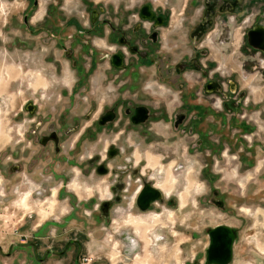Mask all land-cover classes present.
Masks as SVG:
<instances>
[{
  "label": "rangeland",
  "instance_id": "rangeland-1",
  "mask_svg": "<svg viewBox=\"0 0 264 264\" xmlns=\"http://www.w3.org/2000/svg\"><path fill=\"white\" fill-rule=\"evenodd\" d=\"M68 1L78 15L80 1L86 9L107 7L120 14V9L151 3L156 9L174 10V25H180L188 3ZM28 2L0 0V264H38L48 247L52 255L43 264H73L74 247L75 264H206L208 232L223 224L229 225L236 240L229 264H264V69L260 68L264 59L254 56L245 41L248 14H253L251 25L264 23L260 15L254 22L256 10H264V0H253L252 10L247 4L241 6L248 12L235 14L236 23L228 28L229 44L207 48L208 59L220 67L219 75H233L236 91L232 101L224 102L218 96L214 108L208 102L204 108H187L190 124L198 127L186 134L181 128L175 131L165 116L183 107H178L176 97L168 96L163 84L151 90L137 86L132 93L139 92L137 101L146 107L147 115L136 126H142L147 135L138 138L136 133L129 134L131 128L120 134L125 123L114 126L130 119L128 107H116L118 88L128 80L116 79L117 71L109 68L101 53L91 58L92 71L85 72L90 57L83 48L79 60L82 41L75 46L74 62L61 49L51 47L52 39L46 33H28L21 25ZM51 2L39 0L33 28L41 23ZM94 41L102 46L101 41ZM252 59L255 64L250 63ZM81 63L85 70L78 72ZM149 76L145 83L154 84L156 77ZM130 82L134 89L135 81ZM192 87L194 81L188 84L189 90ZM123 99L124 104L135 103L132 94H123ZM28 105L36 108V115L26 112ZM36 119L43 121L46 131L57 122L63 131L75 126L61 142L59 160L54 161L50 151V155H39L40 135L31 133ZM102 120L109 123L101 125ZM126 138L134 144L130 153L107 158L102 162L107 173L98 174L96 164L111 143L121 146ZM80 140L82 150H77L76 163L64 164L65 152ZM125 157H130V163ZM17 159L25 167L10 175L9 164ZM127 163L133 168L138 164L146 180L150 178L149 183L157 184L159 190L163 186L166 192L160 191L161 200H155L149 210L134 206L137 186L131 185L127 192L112 188L118 168ZM53 173L59 174L58 180H52ZM127 181L126 176L125 187ZM103 202L110 204L106 212L101 208ZM126 233L134 234L138 248L126 249L121 240ZM75 237L81 242L79 248L64 246ZM61 249L69 250L57 256Z\"/></svg>",
  "mask_w": 264,
  "mask_h": 264
},
{
  "label": "flooded vegetation",
  "instance_id": "flooded-vegetation-1",
  "mask_svg": "<svg viewBox=\"0 0 264 264\" xmlns=\"http://www.w3.org/2000/svg\"><path fill=\"white\" fill-rule=\"evenodd\" d=\"M201 1L202 4H200ZM252 1L253 0H188L184 8L185 17L181 20V23H179L180 25H174V23L171 24L174 10L167 11V9L163 8L156 9L151 3L143 4L142 6L133 8V10L120 9V14L118 11H114L113 8L107 7H92L86 9L80 1L78 8L80 7L83 12L81 10V13L78 15L79 12H77L75 8H69L71 5L70 1L52 0L47 11L40 18L42 20L41 23H39L36 28H33L32 21L38 12L39 0H29L21 25L30 34H39L40 32L46 33V36L52 39L51 47L61 49L63 54L65 56H71L74 62V58L77 56L74 54L75 46L82 41L80 47L87 50L85 51L86 53L84 49L78 53L79 60H81V57L83 58L81 53L89 55L90 60H88V68L85 70V68L81 66V63L80 66L76 68L78 72H80L82 68L85 72L87 71L90 73L92 68H94L91 58L101 53V59H106L107 62L110 63L111 67L109 68H115L117 71L116 73H118V75L116 79L122 80L125 78L128 80L123 81L118 88L119 98L117 101L119 104H117L116 107H128L126 113L130 118L124 122L118 121L120 123L114 125L118 127L122 125L121 123L126 124L124 125V130L120 132V134H123L125 130L131 128L129 134L136 133L137 138L139 134L147 135V132L144 131L142 126L136 127L137 124L143 122V118H146V110L144 109L146 107L141 104L142 102L137 101L139 92L136 91L137 94L132 92L136 90L137 86H142V90H151L155 85L158 86V83L163 84L167 90L168 96L176 97L178 107H183V110H180L173 116L165 115L167 119L170 120V126H173L175 131L181 128L182 131L187 134L188 129L192 131L193 128L198 127L197 125L190 124L191 117L189 116L188 119L187 108H204V102H208L210 107L212 106V108H214L219 98L218 96H221L224 102L232 101L231 94L236 91L233 75H231V77L228 76V78L219 75L220 67H215L216 64L214 60L208 59L207 48L210 45L215 46L219 43L229 44V25L236 23L235 14L240 11H243V14L248 12V10L241 9V6H246L247 4L250 8ZM170 4V7H173L172 3ZM52 9L53 13L50 15L49 11ZM250 9L252 10V8ZM261 13L262 8L256 10L254 22H257L256 20ZM115 14L117 16L120 15L118 19L114 18ZM129 14H131V16H129ZM230 14H232V17L229 16ZM252 16V13L247 16V21L250 23ZM250 23L247 24L248 27L245 31L247 47L254 56L260 55L262 59H264V50L254 49L247 42L248 30H251L256 25H251ZM220 26H222L223 31L221 29L219 30ZM94 40L101 41L102 46ZM26 43L30 44L28 41H26L25 44ZM98 48L100 50H98ZM56 61H59V59L57 58ZM250 63L255 64L256 62L252 59ZM146 67H149L148 73L145 71ZM260 68L264 69V67ZM253 69H257V67L254 66ZM147 76H149L150 79L156 77V82H154V84L149 82L148 85L145 83ZM130 81H135L134 89L132 87L133 83ZM190 81H194V87H192L191 90L188 88ZM125 86L131 88H125ZM125 93L133 95V98H135L134 104H124L123 94ZM25 110L30 115H36L37 113L36 108L32 105H28V108H25ZM33 122L31 133H36L37 137L40 135L38 144L41 146V153L39 155L42 157L45 152L48 155H50L51 152L54 161L59 160L60 148H63L61 142L66 140V136L68 137L70 133L74 131L75 126H71L66 131H63L64 127L60 126V123L57 122L56 125H53L54 128L51 131H46V129L41 126L43 121L36 119ZM99 123L105 125L109 122L102 120L99 121ZM134 124L136 125L132 126ZM88 134L90 133H87L84 138H86ZM84 138H82V140ZM82 140L72 145L68 150L69 152H65L66 156L63 157L64 164L71 166L76 163L75 156L77 150H82L80 147ZM133 146L134 144H132L128 138L125 139V143H122L121 146H117L112 142L107 152L105 151V157L96 164V172L98 174H106L107 165L102 162L116 155L118 157L125 156V154L130 153ZM89 158L92 159V156L90 155ZM96 159L97 158H94V161ZM124 160L129 162L130 157H125ZM129 163L124 167L118 168L120 171L116 174V179H114L112 188L127 192L130 186L134 185L137 186V193H139L145 185V182L147 183L150 178L146 180L147 175L142 173L139 169L140 167L137 166L138 164L136 166L134 165L133 168V165ZM22 167L25 166L21 159H17L15 162L9 164L8 172L10 175L16 174ZM140 174L143 178H139L138 175ZM126 176L128 177V181L125 187L124 182ZM132 177L137 178L133 179ZM58 178L59 174L53 173L52 180L56 181ZM140 183L141 186L139 189ZM155 186L157 187V184H155ZM157 188H159V186ZM160 188L162 189L163 186ZM161 189L160 191L166 195V192ZM135 196L133 195V200ZM26 197L24 199H26ZM134 206L136 207L135 204ZM129 217L130 220H140L137 217ZM55 227L59 228L60 224L57 223ZM44 233L42 235H44ZM36 238L39 237L34 235V239ZM65 245L70 247L75 245L79 248L81 242L75 237L67 244L65 243L64 246ZM31 247L33 248V245L30 243V248ZM75 249L76 247L73 249L76 253ZM68 250L69 249H61L56 255H64ZM75 253L73 255L74 257H72V260H74L73 264H75L76 260ZM49 255H52L51 247L47 248L44 258H38V264H43Z\"/></svg>",
  "mask_w": 264,
  "mask_h": 264
},
{
  "label": "water",
  "instance_id": "water-1",
  "mask_svg": "<svg viewBox=\"0 0 264 264\" xmlns=\"http://www.w3.org/2000/svg\"><path fill=\"white\" fill-rule=\"evenodd\" d=\"M264 19V10L259 19ZM261 21V20H260ZM247 42L254 49L264 50V26L263 24L256 23L254 28L249 29L247 32ZM110 120V118H109ZM161 200V192L159 188L152 185V183L145 182V185L137 194L135 205L140 211L149 210L155 200ZM106 202H103L101 208L103 212L108 209ZM208 247L205 253L206 264H229L233 257V245L235 234L229 225L223 224L214 226L208 232ZM196 264V263H194ZM199 264V263H198Z\"/></svg>",
  "mask_w": 264,
  "mask_h": 264
},
{
  "label": "built area",
  "instance_id": "built-area-1",
  "mask_svg": "<svg viewBox=\"0 0 264 264\" xmlns=\"http://www.w3.org/2000/svg\"><path fill=\"white\" fill-rule=\"evenodd\" d=\"M121 240L123 241V244H125L124 246L126 247V249H134V248H138V240L136 239V237L134 236V234H129L126 233L124 235V237L121 238Z\"/></svg>",
  "mask_w": 264,
  "mask_h": 264
},
{
  "label": "bare ground",
  "instance_id": "bare-ground-1",
  "mask_svg": "<svg viewBox=\"0 0 264 264\" xmlns=\"http://www.w3.org/2000/svg\"><path fill=\"white\" fill-rule=\"evenodd\" d=\"M37 194H38V196H42L43 193H40V192H39V193H37Z\"/></svg>",
  "mask_w": 264,
  "mask_h": 264
}]
</instances>
